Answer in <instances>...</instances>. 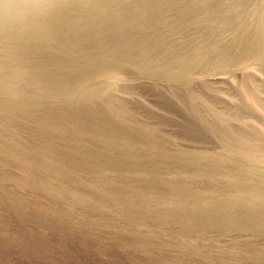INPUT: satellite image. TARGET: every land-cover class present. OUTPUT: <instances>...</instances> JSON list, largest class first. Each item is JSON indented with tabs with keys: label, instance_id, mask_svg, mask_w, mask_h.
Here are the masks:
<instances>
[{
	"label": "rangeland",
	"instance_id": "1",
	"mask_svg": "<svg viewBox=\"0 0 264 264\" xmlns=\"http://www.w3.org/2000/svg\"><path fill=\"white\" fill-rule=\"evenodd\" d=\"M141 35L134 37V43L147 41L149 52L161 58L163 47L153 31L144 30ZM230 38L231 35L227 34L223 41L227 43ZM176 39L177 35H171L168 41L171 44ZM107 43L111 47L121 45V41L114 37H110ZM57 48L56 56L44 49L45 59L49 60L46 64L48 71L56 75L64 73L74 81L81 80L84 70L96 74L110 62L108 55L97 46L90 49L94 61H89L81 52L67 56L61 47ZM141 64L139 56L132 61L122 60L117 63L122 75L120 78L93 79L88 86L108 89L111 99L121 106L127 121L113 119L102 99L96 100L97 110L115 120L122 128L136 125V135L140 136V140L149 135L157 140L168 155L166 160L151 158L158 152L153 150L149 154L143 143L135 151L123 150L118 135L108 141L83 133L78 141L89 148L90 155L101 160L116 158L122 164H129L130 155L137 152L140 163L151 166L154 182L149 184L147 173L142 169L123 172L121 168H112L108 170L110 176L106 174L102 178L105 188H99L93 184L97 173L82 168L77 157L61 144L59 150L68 155L73 164L71 168L62 169L67 179L65 186L77 194L76 198L63 190L57 177L53 179L51 190L47 188L44 176H40L31 186L5 179L0 185V264H264V228L258 225L252 229L238 225L224 229L205 223L201 228L206 221L200 224V220L196 221L201 218L197 217L195 222L198 227H195L199 231L191 228V232L188 227L187 231L183 229L186 226L181 221L177 223L171 217L166 220L170 223L153 221L145 209L137 204L139 192L144 190L149 194L152 202L150 209L154 213L164 209V197L167 195V200L170 199L173 206L179 204L166 181L181 178L178 181L183 186L201 196L213 198L235 219L241 220L245 215L264 218V206L248 191L235 189L238 179L232 171L236 167L238 175L247 184L257 183L264 191V174H260L264 169V157H243L239 146L234 145L229 149L222 140L224 131L234 137H242L252 129L264 131V68L247 71L253 78L247 83V72L238 68L231 75H217L210 70L204 74L196 73L189 86L183 79H171L161 74L146 76L139 70ZM244 84L250 90L257 89L262 113H258L240 91ZM32 91L29 88V92ZM192 93L197 98H193ZM41 100L42 110L56 104L66 114L75 115L82 122L93 127L97 124V113H91L84 100ZM66 119H63V123ZM210 122L215 126L211 127ZM18 123L27 130L21 121ZM255 141L260 143L262 140ZM187 155L192 156L193 161H185ZM0 165V173L10 171L11 175L19 178L25 176L14 161ZM222 170L227 172L223 173ZM216 171L223 174L214 179L212 174ZM178 173L187 178L180 177ZM79 177L82 181L77 182ZM123 178L128 180L125 185ZM214 184L226 194L224 197L221 198L214 190ZM234 194L245 196V200L234 199ZM211 215L213 219H219L217 214Z\"/></svg>",
	"mask_w": 264,
	"mask_h": 264
},
{
	"label": "bare ground",
	"instance_id": "2",
	"mask_svg": "<svg viewBox=\"0 0 264 264\" xmlns=\"http://www.w3.org/2000/svg\"><path fill=\"white\" fill-rule=\"evenodd\" d=\"M144 30L153 31L162 45L164 54L161 58L158 59L149 52L147 41L142 44L134 43V37L142 36ZM227 34H230L231 38L225 43L223 40ZM171 35H177V39L170 44L168 38ZM110 37L119 39L121 45L108 46L107 41ZM92 46H97L110 60L98 73L87 69L82 72L81 80L74 81L64 73L56 75L48 71L46 64L49 60L45 59L44 49H48L56 56L57 47H61L67 56L71 57L74 52H81L89 61H94L95 58L90 55ZM136 56L142 61L139 66L142 74L146 76L161 74L171 79H183L189 86L194 74H204L209 70L217 75L233 73L236 68L246 72L251 69L261 70L264 68V0H0V163L4 166L8 161H14L25 173L23 178L11 175L10 171L0 173V185L5 179H10L31 186L40 176H44V182L51 190L53 179L57 177L63 190L75 199L77 194L65 186L67 179L62 172V169L71 168L73 164L68 155L59 150L61 144L77 157L82 168L97 173L93 184L99 188H105L102 178L106 174L109 175L108 170L112 168H119L117 170L121 168L123 172L142 169V172L144 170L147 173L149 184H152L155 176L150 171L151 166L141 164L137 152H132L129 164H122L116 158L108 157L101 160L90 155L89 148L78 141L83 133L90 134L96 139L106 138L108 141L118 135L123 150L135 151L139 144L143 143L149 154L153 150L158 152L151 158L166 160L168 155L157 140L150 135L140 140V136L136 135V125L122 128L113 120L127 121L121 106L111 99L108 89L88 86L93 79L120 78L122 75L117 63L122 60L132 61ZM252 79L247 72L245 83ZM245 85L240 86V91L251 106L258 113H262L263 108L257 89L250 90ZM29 88L33 90L31 93ZM192 96L197 98L194 93ZM43 98L56 101L76 99L86 101L90 112L97 113L96 126L82 122L75 115L66 114L56 104L47 110L40 109ZM97 99L104 101L106 110L113 119L97 110ZM65 118L67 121L64 124ZM20 121L27 130L18 125ZM209 124L211 127L215 126L213 122ZM257 139L262 141L257 143L255 141ZM222 140L229 149L234 145L239 146L243 151V157H264L262 130L252 129L242 137H234L224 131ZM192 159L190 155L184 157L187 162ZM232 171L237 174L238 179L235 189L248 191L260 205L264 206V191L260 190L258 184H247L248 182L238 175L236 167ZM222 172H214L212 178L223 174ZM260 174H264V169ZM120 175L122 176L121 173ZM181 175L180 177L187 178ZM123 179L124 185L128 183V180ZM175 179H166V182L173 198H177L180 203L173 206L170 199L167 200L168 195H165L166 206L161 212L151 211L152 202L147 191L139 192L137 204L145 209L153 221L161 224L169 222L166 220L171 217L176 219L177 223L181 221L186 226L181 225L183 229L186 230L188 227L190 229L188 231L191 232H193L191 228H196V222L199 220L200 224L206 221L202 227L200 225L201 228L205 223L222 226L224 229L233 225L251 229L258 225L264 228L263 217L253 218L245 215L241 220L238 218L237 220L213 198L201 196L183 186L178 181L181 178ZM80 181L82 178H77V182ZM214 190L221 198L226 195L217 185L214 186ZM159 195L163 196L162 193ZM239 196L234 194L233 198L245 200V196H240L243 198ZM211 214H217L219 219H213ZM196 218L198 220L195 222ZM196 231H199V228L198 230L196 228ZM200 232L202 233L201 230Z\"/></svg>",
	"mask_w": 264,
	"mask_h": 264
}]
</instances>
